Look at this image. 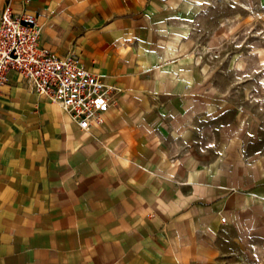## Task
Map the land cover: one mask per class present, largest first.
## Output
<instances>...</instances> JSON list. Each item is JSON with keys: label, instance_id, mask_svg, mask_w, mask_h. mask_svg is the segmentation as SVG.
<instances>
[{"label": "crops", "instance_id": "0c3cea01", "mask_svg": "<svg viewBox=\"0 0 264 264\" xmlns=\"http://www.w3.org/2000/svg\"><path fill=\"white\" fill-rule=\"evenodd\" d=\"M184 1L0 0L116 88L82 130L8 72L0 264H264V148L201 130L213 98L186 62Z\"/></svg>", "mask_w": 264, "mask_h": 264}, {"label": "rangeland", "instance_id": "374dc122", "mask_svg": "<svg viewBox=\"0 0 264 264\" xmlns=\"http://www.w3.org/2000/svg\"><path fill=\"white\" fill-rule=\"evenodd\" d=\"M179 9L187 65L213 98L201 130L244 132L264 148V0H185Z\"/></svg>", "mask_w": 264, "mask_h": 264}, {"label": "built area", "instance_id": "2783aa9c", "mask_svg": "<svg viewBox=\"0 0 264 264\" xmlns=\"http://www.w3.org/2000/svg\"><path fill=\"white\" fill-rule=\"evenodd\" d=\"M42 30L37 16L15 13L9 6L2 11L0 91L8 80V72L15 70L32 92L56 104L82 130L103 123L116 88L86 69L74 54L57 57L42 47Z\"/></svg>", "mask_w": 264, "mask_h": 264}]
</instances>
